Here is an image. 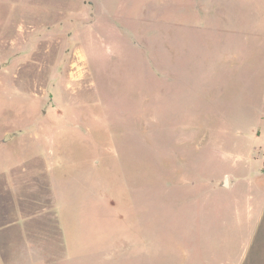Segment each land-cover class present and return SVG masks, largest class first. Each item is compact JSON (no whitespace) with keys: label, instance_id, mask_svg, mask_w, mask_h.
<instances>
[{"label":"rangeland","instance_id":"374dc122","mask_svg":"<svg viewBox=\"0 0 264 264\" xmlns=\"http://www.w3.org/2000/svg\"><path fill=\"white\" fill-rule=\"evenodd\" d=\"M27 160L91 264H264V0H0V171Z\"/></svg>","mask_w":264,"mask_h":264},{"label":"crops","instance_id":"0c3cea01","mask_svg":"<svg viewBox=\"0 0 264 264\" xmlns=\"http://www.w3.org/2000/svg\"><path fill=\"white\" fill-rule=\"evenodd\" d=\"M28 161L0 171V264H91L98 251V262H108L114 249L98 247L96 237L83 238V228L77 224L80 213L68 212L73 222L68 225L66 215L56 211L43 168L40 176L36 175L40 168L34 173L38 183L29 193L25 185ZM86 230L97 231L92 227Z\"/></svg>","mask_w":264,"mask_h":264},{"label":"water","instance_id":"95a60500","mask_svg":"<svg viewBox=\"0 0 264 264\" xmlns=\"http://www.w3.org/2000/svg\"><path fill=\"white\" fill-rule=\"evenodd\" d=\"M2 140H4V139H2ZM223 184L227 185L226 177L223 179Z\"/></svg>","mask_w":264,"mask_h":264}]
</instances>
